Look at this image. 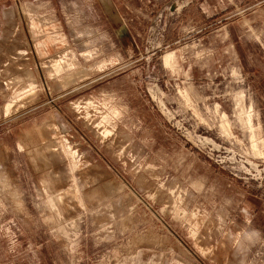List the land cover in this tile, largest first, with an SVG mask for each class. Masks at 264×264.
Listing matches in <instances>:
<instances>
[{
	"label": "rangeland",
	"instance_id": "1",
	"mask_svg": "<svg viewBox=\"0 0 264 264\" xmlns=\"http://www.w3.org/2000/svg\"><path fill=\"white\" fill-rule=\"evenodd\" d=\"M113 3L0 0V264H264V0Z\"/></svg>",
	"mask_w": 264,
	"mask_h": 264
},
{
	"label": "crops",
	"instance_id": "2",
	"mask_svg": "<svg viewBox=\"0 0 264 264\" xmlns=\"http://www.w3.org/2000/svg\"><path fill=\"white\" fill-rule=\"evenodd\" d=\"M104 6L105 5H107V3H108V6H109V11L110 12H114V13H116V7H115V5H114V3H113V0H99ZM113 10V11H112Z\"/></svg>",
	"mask_w": 264,
	"mask_h": 264
},
{
	"label": "bare ground",
	"instance_id": "3",
	"mask_svg": "<svg viewBox=\"0 0 264 264\" xmlns=\"http://www.w3.org/2000/svg\"><path fill=\"white\" fill-rule=\"evenodd\" d=\"M55 60V59H54ZM56 61V60H55ZM238 97L242 98V95L240 94V96L238 95ZM239 98V99H240ZM12 104H9L7 103L5 106H4V111H5V114L8 113L10 111V108H11Z\"/></svg>",
	"mask_w": 264,
	"mask_h": 264
}]
</instances>
